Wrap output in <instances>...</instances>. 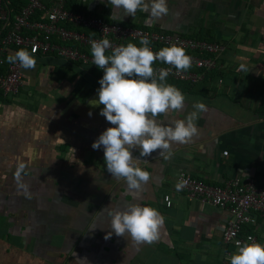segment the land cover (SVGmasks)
<instances>
[{
  "label": "crops",
  "instance_id": "crops-1",
  "mask_svg": "<svg viewBox=\"0 0 264 264\" xmlns=\"http://www.w3.org/2000/svg\"><path fill=\"white\" fill-rule=\"evenodd\" d=\"M41 1L50 7L60 0ZM63 1L72 11L124 26L222 43L223 68L205 95L204 80L192 93L166 80L186 100L181 113L161 117L165 123L184 119L196 102L207 111L196 121L199 135L174 143L170 159L158 152L139 158L133 151L150 178L131 191L106 171L103 149L91 147L112 127L99 115L103 106L92 102L103 74L55 55H34L35 68L21 69L19 93L0 100V264H229L237 248L222 242L228 213L188 201L175 185L184 172L213 185L251 177L264 187V0H167L169 12L159 19L141 11L120 19L124 13L108 0ZM21 163L31 198L14 180ZM129 204L164 217L151 244L114 233L105 239L108 211ZM251 215L240 234L264 244V217Z\"/></svg>",
  "mask_w": 264,
  "mask_h": 264
},
{
  "label": "clouds",
  "instance_id": "clouds-1",
  "mask_svg": "<svg viewBox=\"0 0 264 264\" xmlns=\"http://www.w3.org/2000/svg\"><path fill=\"white\" fill-rule=\"evenodd\" d=\"M109 4L112 10L119 9L124 13L120 19L134 17L138 11L159 19L169 12L167 0H108ZM149 44V39L143 37L139 47L128 43L106 54L112 48L108 39L90 42L92 64L103 71L98 81L97 99L92 102L97 107L103 106L99 115L112 125L91 147L93 150L103 149L106 171L112 178L124 180L131 191L139 190L150 178V174L139 167L141 159L134 158L133 151L139 153V158L158 152L163 159H170L174 143L188 144L199 135L196 121L201 113L207 111L203 102H196L192 105L193 111L184 119L171 118L167 123L161 119L184 110L186 97L166 80L172 69L178 73L187 72L192 58L184 48L175 44L158 52H153ZM33 53L20 49L8 55L6 61L31 70L36 66ZM157 61L169 67L157 72L153 67ZM24 172L25 165L21 163L14 173V180L20 194L31 198L29 187L24 182ZM186 183L178 182L177 190ZM107 215L111 231L105 239L113 233L117 237L127 235L136 244H151L158 238L159 229L164 224V217L158 210L138 204H129L122 212L110 210ZM237 245V251L228 258L229 264H264V244L252 242V237H248V242L237 241Z\"/></svg>",
  "mask_w": 264,
  "mask_h": 264
},
{
  "label": "built area",
  "instance_id": "built-area-1",
  "mask_svg": "<svg viewBox=\"0 0 264 264\" xmlns=\"http://www.w3.org/2000/svg\"><path fill=\"white\" fill-rule=\"evenodd\" d=\"M3 1L0 0V94L3 98H14L22 86V68L18 63L9 64L6 61L13 47L27 49L30 53L35 49L33 55H55L70 63L96 68L92 64L90 42L108 39L112 48L106 54H111L113 48L128 43L139 47L141 38L147 37L150 41L148 46L153 52L175 44L184 48L192 58L191 68L187 72L178 73L172 69L167 80L194 84L204 80L207 74L223 68L220 58L225 46L222 43L109 22L69 10L63 0L50 7L41 0H27L10 20ZM4 28L5 31L1 33ZM153 67L159 72L169 66L157 61ZM218 82L221 83V80ZM180 181L187 183L177 190L176 185ZM176 185V191L188 201H197L228 213L222 230L225 245L237 248V241L248 242V237L255 242L254 236L240 234L243 226L253 222L251 213L264 217V187L258 186L251 177L231 178L223 185H213L181 172ZM163 202L166 208L172 206L169 195L163 197Z\"/></svg>",
  "mask_w": 264,
  "mask_h": 264
},
{
  "label": "trees",
  "instance_id": "trees-1",
  "mask_svg": "<svg viewBox=\"0 0 264 264\" xmlns=\"http://www.w3.org/2000/svg\"><path fill=\"white\" fill-rule=\"evenodd\" d=\"M27 2V0H4L3 3L5 4L4 8H6V10L9 12L10 14V20L12 19V16H14L15 14H17L20 9L25 5V3ZM66 8L69 9V10H73L74 8L67 4L66 5ZM75 11V10H74ZM134 27H138V28H143V29H148L150 30V28H146V27H141V26H134ZM5 31V28L3 30H1V33H3ZM20 49H24V48H17V47H13L11 48V50L15 53L16 51L20 50ZM27 50V49H25ZM29 51V50H27ZM93 69H96V68H93ZM98 71V69H97ZM99 73L103 74L102 72L99 71ZM218 72L217 71H213L209 74H207V76L205 77L204 79V84L203 85H200V88H202V92L201 94L202 95H205L207 90H208V86L211 84V81L213 80V77L215 75H217ZM210 80V81H209ZM167 82L169 83H172V84H176V85H181L184 86L185 90L189 91V93H192L193 92V89L192 88H195L196 84H189L187 82H182V81H172V80H167ZM0 100H8L7 98H3L2 95L0 94Z\"/></svg>",
  "mask_w": 264,
  "mask_h": 264
}]
</instances>
